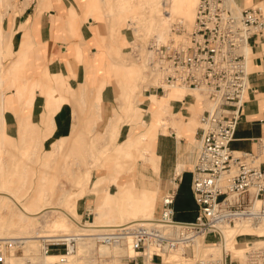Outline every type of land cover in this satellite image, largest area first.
<instances>
[{
	"label": "rangeland",
	"instance_id": "rangeland-1",
	"mask_svg": "<svg viewBox=\"0 0 264 264\" xmlns=\"http://www.w3.org/2000/svg\"><path fill=\"white\" fill-rule=\"evenodd\" d=\"M52 1L0 0V74L2 75H0V119L3 120H0V125L2 123V129H0L1 190L6 191L14 186V184H7L5 181L6 177L11 175L12 172L21 170L23 158L27 157L26 151H28L29 159L26 163L25 185L15 194V198H8L9 195L6 192H0V237L20 236L16 235L18 234L16 231L23 230L24 226L17 224L20 218L18 209H21L20 206H23V203L28 202V194H35L39 185V177L43 172L46 173V177L49 180L45 182L43 189L49 190L46 196L50 201L43 202L42 206L46 208L50 203L54 202L55 204L59 202L62 209L54 210V212L51 210L52 208L44 209L45 211L43 210L41 214L42 217L40 216L38 220L32 221L34 229L27 230L25 226L24 230L28 232H33L34 230L35 233L45 231L53 234L78 232L79 228L85 230L103 229L119 224V220L115 217L112 220L108 217H103L100 220L93 217L96 206L102 201L112 206L110 203L111 199H113L112 203L118 204V199L125 184H130L132 181L131 177L138 180V188H131L135 197H139V188L154 191V189L147 187L141 181V179L146 181V178L135 171V167L131 165L132 159H130V155L128 159L124 157V148L138 144V136H143V131L147 130L146 121L150 118L152 119L153 115L162 119L161 124H156L155 128L163 126L166 132L167 127H174L176 115L171 111V105L173 102L181 101L179 99L175 100V95H181L182 97L186 93H191V98L195 99V104L199 110L200 107L207 108L209 106L204 95L198 92L185 88L183 90L180 88H168L162 85V70L156 54L152 56V59L148 58L150 55L149 50H151L149 46L153 43L158 32L156 20L151 14L152 0H77L76 9L78 10L79 4V13H75L73 8L71 11L76 18L77 25L89 20V26L93 34L89 44L94 45L95 53L91 56L90 50H87V56L91 57L83 60L85 75L83 82H81L82 85H80L81 83L77 85L71 81L68 82L69 85L67 84V89L73 92H75V87L77 88L78 96L81 92L85 91L84 106L77 104V100L73 97L63 95L62 98L56 99V103L64 107V112L59 118H71L74 116L75 123L73 129H76L74 132H79L83 137L78 142L72 141L74 150L68 152L59 140L57 130L54 128L50 131L46 128L48 126L47 114L53 104H45L44 83L50 80V78H54L52 74L55 72L52 73L47 68H43L36 75L28 74V72H31V60L27 62L28 66L25 73L24 69L20 71L11 69L10 66L16 62L17 58L24 51H27L25 38L22 39L19 45L17 43L18 35L15 34L18 28L22 29L26 27V23L21 24L18 28L13 27L11 30H3L1 27L3 19L8 20L15 17L26 7H28V12L30 13H39L52 7L53 3L59 2V0ZM196 3L197 0H179V3L176 4V12H173L172 17H167L162 24L163 27L159 28L165 33V41L160 45L170 43L171 39L175 43L186 44L187 39L185 37L193 26ZM259 4L261 2L257 3V5ZM160 5H163V3H160ZM164 16H168V14L165 13ZM127 18H130L140 27L138 32L135 30V33L134 30L129 28ZM67 19L68 17H65V20ZM22 34L25 37L27 29L23 30ZM120 43L124 44L121 46ZM83 45L86 46L85 43ZM75 48L76 59L77 61H81L82 56L79 53L77 45ZM247 53L248 61L251 53L249 50ZM57 74L59 75L58 72ZM108 76H113L114 78H109ZM106 85H109L113 92V97L109 101L111 103H101V93L99 95L97 92L93 95L90 90H86L88 86H93L101 92ZM159 85L162 86L161 92L157 88ZM64 87L66 88V85ZM14 92H17V96ZM36 95L39 105L37 109L41 114L31 116L28 113L29 107ZM7 109L13 111L16 122L19 120L17 122L16 134H10L12 136L5 132L3 124L4 115H1ZM56 113L53 115L55 118L58 115ZM38 116L39 118H37ZM32 124L46 130L40 131L39 134L34 136V134L30 133L32 127H34ZM194 125H199L198 120ZM20 129H23L25 134H27L23 147H20L18 143L20 138L18 130ZM168 130L170 129L168 128ZM35 143H39V147L32 146ZM193 143L195 144V142ZM54 146V154L50 156L53 161L44 164V151H48ZM19 151L22 153L21 155H19ZM33 151H35V154ZM131 152L136 155L137 148H131ZM110 155L111 157H109ZM112 157H115L113 161L110 160ZM105 162L111 164L113 168L103 169L106 167L104 165ZM118 162L124 165L123 169L116 167ZM80 165L81 167H79ZM145 173L149 174L150 171L147 169ZM120 174L124 177L120 179L121 183L118 184L117 178ZM99 175L110 176H108L107 180L99 181ZM112 175L116 178L114 185H112L114 182L111 179ZM1 176L5 178L3 179ZM113 190L114 193L111 192ZM104 195H109V197ZM160 195V193H156L153 196L156 209L155 214ZM60 205L55 206L60 207ZM152 208L153 205L150 203L149 209L151 210ZM111 209L110 207V216L112 215ZM31 210H36V208ZM24 219V222L28 221L27 218ZM83 220L84 222H91L89 224L91 229L82 226V224L78 225ZM107 220L111 223H106L108 222ZM240 224V227H242L244 223ZM232 228L233 226L226 229L229 239L226 245L230 249L229 251L226 249L223 251V236L221 242L214 245L205 244V248L220 261L219 264H224L225 254H229L230 256L229 264H246L243 259L244 250L251 245H264V242L263 244L259 242L260 244L253 243L248 246H237L236 239L238 236L235 235ZM32 232L29 233L32 234ZM37 242L35 243L36 246L39 243ZM93 246L95 248L98 247L94 242ZM37 248L39 249L38 246ZM17 253L20 254V252ZM49 253H57V251ZM130 255L133 256V252ZM92 260L97 264L114 263V261H109V255L104 254H100ZM92 260L91 262H93ZM82 264H88V262H82Z\"/></svg>",
	"mask_w": 264,
	"mask_h": 264
},
{
	"label": "built area",
	"instance_id": "built-area-1",
	"mask_svg": "<svg viewBox=\"0 0 264 264\" xmlns=\"http://www.w3.org/2000/svg\"><path fill=\"white\" fill-rule=\"evenodd\" d=\"M263 32L264 0L247 7L236 0H197L186 44L171 39L155 49L162 85L196 91L209 103L198 117L190 170L193 219L174 218V183L160 195L150 220L90 234L78 231L40 237L39 252L57 251L55 264H76L71 257L75 244L88 236L97 245L129 246L133 256L125 264H219L205 244L218 243L220 231L236 222L264 223V136L253 139L254 151H233L229 146L249 90V39ZM157 88L162 91V86ZM11 245L0 239V264H8ZM26 256L20 252L17 264H37ZM243 256L246 264L264 263V245L248 246ZM229 261L225 254L224 264Z\"/></svg>",
	"mask_w": 264,
	"mask_h": 264
},
{
	"label": "crops",
	"instance_id": "crops-1",
	"mask_svg": "<svg viewBox=\"0 0 264 264\" xmlns=\"http://www.w3.org/2000/svg\"><path fill=\"white\" fill-rule=\"evenodd\" d=\"M50 1L53 2L52 0ZM236 1L241 7H247L257 4L262 0ZM76 2L77 0H59L58 3H53L52 7L39 13H30L28 12V7H26L15 17L2 20L1 27L3 30H11L13 27L18 28L21 24L26 23L27 34L25 37H23V29L21 28H18L15 34L18 35L17 43L19 45L23 38H25L27 44L26 61L29 59L32 62L30 66L31 72H28V74L36 75L43 68H47L48 71L69 76L68 82L71 81L76 84L83 82L85 75L83 60L93 56L95 48L93 44H89L93 35L92 29L89 26V20L79 23L77 36L67 30L65 17L68 16V9L72 7L75 13H79V4L77 10ZM76 37L77 39L75 40ZM84 43L86 46L83 45ZM120 44L122 46L124 43ZM76 45L82 56V62L76 59ZM87 50H90L91 56H87ZM249 51L251 53L247 61L249 90L245 94L241 116L236 126L233 140L229 145L233 151H254L256 144L253 142V139L264 136V32L261 36H254L249 39ZM108 77L114 78L113 76ZM59 93V86L54 78H50V80L44 83L45 104H53L54 106ZM112 97V89L109 85H106L101 91V103H111L109 101ZM174 99L181 100V95H175ZM38 107L36 95L29 107L28 113L31 116L39 114ZM202 110L203 108L201 107L199 110L194 98H191L190 95H184L183 100L173 102L171 105V111L176 115L173 128L167 127L165 132L163 126L157 128L151 127V118L147 121L144 120L147 122V130L143 131V136H138L139 141L137 145L133 144L124 148V157L128 159L130 155V159H132L131 165L135 167V171L146 178V181L142 179L141 181L147 187L154 189V191L139 188V197H135L131 188H138V180L131 177L132 181L130 184H125L118 199V204L112 203L113 199L110 202L112 204L110 206L112 208L111 214L119 220V223L122 224L147 217L151 219L156 210L153 196L156 193H164L168 188L174 186L172 183H175L177 187L173 203L174 218L183 221L193 219L195 204L189 189V182L190 170L196 151L197 125H194V123L198 120ZM4 127L8 135L16 134L17 122L13 111L10 109L4 112ZM148 134H154L155 137L153 152L156 159L157 171L153 170L152 166L150 167L151 163L149 161L141 157L145 138ZM133 147L137 148L136 155L131 152V148ZM143 153L146 154L144 151ZM115 157L110 158V160L113 161ZM114 162L116 163V161ZM104 165L106 166L103 168L105 170L106 168H113L107 162ZM116 167L123 169L124 165L118 162ZM147 169L150 171L149 174L145 173ZM121 175L117 178L118 184L121 183L120 179L124 177ZM173 178H175V182L172 181ZM115 181L112 185L115 184ZM111 192L114 193V190ZM125 198H133L138 203L143 200L149 201L153 205V208L149 211L148 216H145L143 210H140L133 216L130 210L121 208L122 201Z\"/></svg>",
	"mask_w": 264,
	"mask_h": 264
},
{
	"label": "bare ground",
	"instance_id": "bare-ground-1",
	"mask_svg": "<svg viewBox=\"0 0 264 264\" xmlns=\"http://www.w3.org/2000/svg\"><path fill=\"white\" fill-rule=\"evenodd\" d=\"M160 3H163V5H160ZM178 3H179V0H152L151 1V8H152L151 14L153 15L154 19L156 20V25L158 27V32H157L156 38L154 39L153 43L151 44V46H149L151 48V50H149V53H150V55L148 57L149 59H152V56L155 55V49L158 47V45H160L162 42L165 41V33L163 32V30H160L159 28L163 27L162 24L165 22L167 17H169V16L172 17L173 16V12H176V10H175V8L177 7L176 4H178ZM153 7H154V9H153ZM71 9H72V7H70L68 9V16H67L68 19L65 20L66 27H67V30L70 33L72 32L73 35L77 36V33H78L77 31H78L79 28H78V25H77V22H76V18L74 16L73 12L71 11ZM81 9H82V7H81ZM165 13H167L168 16H164ZM127 20H128L129 28L134 30V32H135V30H136V32H138L140 27H138V25H136L135 22L132 21L130 18H127ZM22 29L25 30L26 27H23ZM76 39H77V37L75 38V40ZM73 41H74V39H73ZM248 50H249V48H247V52H248ZM26 52L27 51H24V53H22V55L17 58L16 62L13 65L10 66L11 69H13V70L16 69L18 71L23 70V69L26 70V67L28 66L27 62L30 61L29 59H27V61H26V56H25ZM25 64H26V67H25ZM52 75H53L54 79L56 80V82L58 83L59 90H60V93H59V96L57 97V100L59 98H62V96L64 95L66 97L75 98V100H77L76 101L77 104H81V106L82 105L84 106L85 97H86L85 96V91L81 92V94L78 96L76 87H75V92L71 91L70 89H67L68 76L61 75L60 73L58 75L57 72L53 73ZM6 81H8V80H6ZM23 82H25V81H23ZM64 85H66V88L64 87ZM77 85H78V83H77ZM80 85H82V83ZM167 87L168 88H180L182 90L184 89V87H181V86H171V87L167 86ZM7 88H8V86H7ZM40 89H41V87H40ZM0 90H1V87H0ZM86 90H90V92L93 95H95L97 92H98L99 95L101 93L99 91V89L94 88L93 86L92 87L88 86V89H86ZM12 92H10V93H12ZM194 92H196V91H194ZM16 93L14 92V94H16ZM185 95L192 96L191 93H186ZM16 96H17V94H16ZM87 97H88V94H87ZM181 98H182L181 100H183L184 96L182 95ZM60 106H61V104L56 103L54 106L49 108V112L47 114L48 115V118H47L48 126L46 128L48 130H50V131H52L55 128L57 130L56 131L57 134L59 135V138H60L59 140L62 142L64 148L68 152H70V151L74 150L72 141H77L78 142V141L82 140L83 137H82V135H80L79 132L78 133L74 132V130H76V129H73L74 123H75L74 116H72L73 118L72 117L71 118H68V117L59 118L60 116H62V113L64 112V107L63 106L60 107ZM54 113H56V115L58 114L56 118L53 117ZM39 114H41V113H39ZM1 115H4V114L1 113ZM30 118H31V116H30ZM37 118H39V116ZM0 120L3 121L2 119H0ZM161 121H162L161 118L153 115L152 116L151 127H154L156 124L157 125L161 124L160 123ZM1 125H2V123H1ZM1 125H0V129H2ZM32 125L34 126V124H32ZM58 125H60V126H58ZM44 130H46V129L40 128L38 126H34V127H32L30 133H32V134H34V136H36L37 134L40 133V131H44ZM18 131H19V134H20V138L18 140V143L20 144V147H23V145L25 144V140L24 139H25V136H27V134H25L23 129H20ZM154 140H155L154 134L153 135H151V134L146 135L145 145L143 146V149H142L144 152H146V154H144L143 151H142L141 157H143L144 160L149 161L152 164V165L150 164V167L152 166L153 170L157 171L156 159H155V155H154V152H153ZM38 144L35 143L34 145L32 144V146H34V147L38 146L39 147L40 144L39 145ZM31 148H33V147H31ZM54 148H55V146L52 149L48 150V151L47 150L44 151V156H45V158H44L45 160L43 162L44 164H48V163L53 161V159L50 158V156L52 154H54ZM38 150H39V148H38ZM27 152L28 151H26L27 157L23 158V161H22V164H21L22 165L21 166V170L18 171V172H12L11 175L6 177L5 181L7 182V184H9V185L10 184H14V186L10 187L9 190H6V191H3V190L0 189V192H6L9 195L8 198H10V197L15 198V194L22 188L23 185H25L26 169H27L26 168V163L29 160ZM33 152L35 154V151H33ZM21 154L22 153L19 151V155H21ZM79 167H81V165ZM108 176H110V175H106V176L99 175L98 179H99V181L100 180H107ZM1 177L3 179L5 178L4 176H1ZM111 179H113V181H114L115 177L112 175ZM38 181H39V185H38V189L35 192V194H31V193L28 194V196H29L28 202L23 203L24 205L21 203L23 206H20L21 209H18V214L20 215V218L17 221V224H22V226H24L23 230L20 229V230L16 231L18 233L16 235H20V236L0 237V239H6L7 241H9L10 243L13 244L8 249V255H9L8 256V259H9L8 260V264H17L18 263V261L20 260V254H18L17 252H21V253L27 255L26 257L32 259L34 262H37V264H55V262L58 259V254L57 253H46V254L40 253L39 249L37 248L38 245L36 246L35 243L37 241H39L40 237L53 236V235H58L60 233H53L52 234V233H47L45 231L40 232V233H35V231L33 230V232L29 231L30 233L32 232V234H30L27 231L29 229H34L32 227V223H33L32 221L33 220H38L44 209L52 208L51 210H53V212H54V210L62 209L61 208L62 206L59 204V202H57L58 204L57 203L54 204V202L50 203L49 205H52V206L47 205L48 207L45 206L46 208H44V206H42L43 202L50 201V200H48V198L46 196L47 195V191H49V190L46 191V190L43 189L45 182L49 181L48 178L46 177V173L45 172L42 173V175L39 177ZM172 184H174V183H172ZM50 187H48V189H50ZM107 197H109V195ZM39 201H40V203H39ZM55 205L56 206L60 205V207H56ZM122 207L125 210H130L132 215H136L137 212H139L140 210H143L145 212V216H148V212L150 210L149 209L150 202L146 201V200H143V201H140V203H138L133 198H125L122 201L121 208ZM33 208H36V210H31ZM109 211H110V206L107 203L102 201L96 206V209L93 212V217H96L99 220L102 219L103 217H108L110 220H112L114 218V216L113 215L110 216L109 215ZM24 218H27L28 221L24 222V220H25ZM145 220H150V218L147 217V218H144V219H137V220L129 221V222L122 223V224H130V223H133V222H139V221H145ZM76 221H78V220H76ZM90 223L91 222L85 221L84 223H80L79 222L78 225L82 224V226H85L88 229H91V226L89 225ZM106 223H111V222L108 221ZM240 223H244L245 225L243 224L242 227H240V225H241ZM120 224L121 223L113 225V226H117V225H120ZM25 226L27 227V230H24ZM106 226H110V225H106ZM106 226H104V227H106ZM231 226H233L232 229H233L235 235L238 236L237 239H236L237 246H239V245L248 246V245H251L253 243H259V242H262V244H263V242H264V224L263 223L252 225V224H249L247 222H236L233 225H230V226H228V227H226V228H224V229H222L220 231V240H219V242H221V239H222V236H223V242H222V245H223V248H224L223 251L225 249L228 250V251L230 250V249L227 248V245H226L228 243V241H229V239L227 237L226 229L231 227ZM101 229L85 230V229L79 228L78 231L90 234V233H93V232H96V231H100ZM67 233H71V232H67ZM15 243L16 244L18 243V245H21V248H16ZM197 244H198V242L195 245H197ZM207 244L214 245V244H210V243H207ZM215 244H217V243H215ZM91 246H93V241H92L91 237H88V236L83 237L81 240L76 242L75 251H73L74 254H73V256H71V257H73L74 261L75 260L77 261L76 264H82V262H88V264H97L92 259L96 258V255L99 256L100 254L109 255V261L110 260H111V262L114 261V263H112V264H115V263L125 264L126 258L130 257L131 256L130 253L132 252V250L127 245H124V246H121V245H114V246L98 245V247H96V248H95V246H93L94 249H93V247L90 248ZM237 249H238V247H237ZM243 259H244V257H243ZM91 260L93 262H91ZM222 261L223 260H222V257H221V263H222ZM256 264H261V263H256Z\"/></svg>",
	"mask_w": 264,
	"mask_h": 264
}]
</instances>
